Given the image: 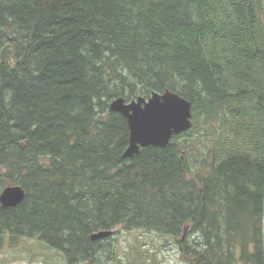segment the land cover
Instances as JSON below:
<instances>
[{
	"label": "trees",
	"instance_id": "obj_1",
	"mask_svg": "<svg viewBox=\"0 0 264 264\" xmlns=\"http://www.w3.org/2000/svg\"><path fill=\"white\" fill-rule=\"evenodd\" d=\"M167 89L190 128L123 157L110 101ZM13 184L0 243L36 237L76 264L101 250L92 232L123 227L173 237L188 264H264V0H0Z\"/></svg>",
	"mask_w": 264,
	"mask_h": 264
},
{
	"label": "rangeland",
	"instance_id": "obj_2",
	"mask_svg": "<svg viewBox=\"0 0 264 264\" xmlns=\"http://www.w3.org/2000/svg\"><path fill=\"white\" fill-rule=\"evenodd\" d=\"M195 236V234H192ZM100 243L93 260L76 264H188L175 239L143 229L115 227ZM0 264H67L62 252L36 237H18L10 241L5 235L0 243Z\"/></svg>",
	"mask_w": 264,
	"mask_h": 264
},
{
	"label": "water",
	"instance_id": "obj_3",
	"mask_svg": "<svg viewBox=\"0 0 264 264\" xmlns=\"http://www.w3.org/2000/svg\"><path fill=\"white\" fill-rule=\"evenodd\" d=\"M108 108L121 113L127 122L128 145L123 151V157H131L140 147L165 146L173 135L191 126L190 101L168 89L129 101L116 97L110 101ZM23 197L24 190L21 186L7 185L0 191V205L15 206ZM111 233L112 230L102 229L92 232L89 237L96 240Z\"/></svg>",
	"mask_w": 264,
	"mask_h": 264
}]
</instances>
